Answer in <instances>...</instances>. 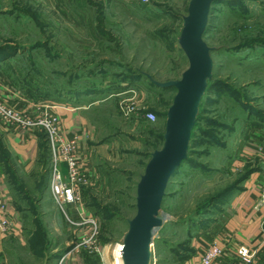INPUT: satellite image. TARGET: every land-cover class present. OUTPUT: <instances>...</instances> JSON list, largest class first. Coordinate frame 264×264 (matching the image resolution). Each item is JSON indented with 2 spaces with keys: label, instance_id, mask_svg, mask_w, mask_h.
<instances>
[{
  "label": "rangeland",
  "instance_id": "obj_1",
  "mask_svg": "<svg viewBox=\"0 0 264 264\" xmlns=\"http://www.w3.org/2000/svg\"><path fill=\"white\" fill-rule=\"evenodd\" d=\"M143 1L0 0V71L35 106L68 98L90 122L95 177L81 190V206L100 227L105 264H114V249L135 215L136 184L150 154L162 148L166 112L176 94L147 77L179 80L188 68L178 39L190 0ZM203 40L212 49V79L187 160L165 192L151 264L183 263L198 227L214 217L212 198L248 169L240 155L248 136L261 130L257 118L264 120V0L215 2ZM35 135L41 152L30 177L19 172L0 140L22 224V238L5 239L0 247V264H56L75 245L67 218L76 212L54 203L45 136ZM79 258L102 264L86 252Z\"/></svg>",
  "mask_w": 264,
  "mask_h": 264
},
{
  "label": "crops",
  "instance_id": "obj_2",
  "mask_svg": "<svg viewBox=\"0 0 264 264\" xmlns=\"http://www.w3.org/2000/svg\"><path fill=\"white\" fill-rule=\"evenodd\" d=\"M82 25L85 26L84 23ZM89 69H96V66ZM89 69L87 71H90ZM19 91L0 71V94L12 100L18 108L33 111L36 108L43 109L45 104L54 106L53 114L61 120L64 138L69 140L75 135L79 136V146L82 151L81 167L89 177H95L90 169L93 135L84 109L74 106L72 100L68 98L35 106ZM259 95L264 99V80L259 84ZM257 119L261 130L259 133L248 136L245 148L240 155L251 170L249 177L237 189L229 193L218 209H214V217L212 216L210 222L198 227L199 232L195 236L197 238L192 239L189 245V255L182 264H199L200 242L210 240H215L220 247L230 243L256 248L260 252L257 264H264V209L256 205L262 192V186H264V155L256 150L257 145L264 140V121H261L259 117ZM0 140L10 159L17 164L19 172L26 177L34 176L38 170L41 152L39 138L36 135L29 136L18 131L8 134L0 127ZM7 165L0 159V194L6 197L12 219L22 230L20 215L12 203ZM5 239L8 238L0 236V247ZM78 259L80 258L74 257L67 264H83ZM118 260L117 264H122L121 259Z\"/></svg>",
  "mask_w": 264,
  "mask_h": 264
},
{
  "label": "water",
  "instance_id": "obj_3",
  "mask_svg": "<svg viewBox=\"0 0 264 264\" xmlns=\"http://www.w3.org/2000/svg\"><path fill=\"white\" fill-rule=\"evenodd\" d=\"M217 1H189L178 39V45L188 61V68L181 78L159 83L147 77L153 86L172 88L176 94L166 112L162 148L150 154L136 184L135 215L127 221L128 228L120 243L122 264H151L153 233L163 226L159 213L165 192L171 178L187 160L201 100L212 79V49L203 37L211 7Z\"/></svg>",
  "mask_w": 264,
  "mask_h": 264
},
{
  "label": "built area",
  "instance_id": "obj_4",
  "mask_svg": "<svg viewBox=\"0 0 264 264\" xmlns=\"http://www.w3.org/2000/svg\"><path fill=\"white\" fill-rule=\"evenodd\" d=\"M143 1V0H141ZM146 3V0L143 1ZM54 106L45 104L43 109L27 111L18 108L15 103L0 94V127L8 134L24 132L35 136L42 132L45 136L49 156V190L54 203L65 212V208L74 209L76 218H67L74 226L75 245L62 255L56 264H67L83 252L99 257L104 263V248L99 245L100 227L96 220L88 216L81 206V190L90 185V177L81 167L82 151L79 136L66 140L62 132L61 120L53 114ZM146 118L153 122L155 116ZM256 150L264 155V140ZM257 207L264 209V186L257 201ZM22 230L16 226L8 210L6 197L0 194V236L20 238ZM203 241V240H202ZM199 264H257L260 252L256 248L227 243L220 247L215 240L200 242ZM119 245L114 249V264L120 258ZM119 252V253H118Z\"/></svg>",
  "mask_w": 264,
  "mask_h": 264
},
{
  "label": "trees",
  "instance_id": "obj_5",
  "mask_svg": "<svg viewBox=\"0 0 264 264\" xmlns=\"http://www.w3.org/2000/svg\"><path fill=\"white\" fill-rule=\"evenodd\" d=\"M261 119V118H260ZM261 121H264V120H261ZM2 142V141H1ZM45 149H46V155L48 154V150H47V144H46V141H45ZM0 159L3 161V162H5L4 161V159H2L1 157H0ZM46 160H47V158H46ZM186 161H184L183 163H185ZM182 163V164H183ZM181 164V165H182ZM181 167V166H180ZM177 173V172H176ZM175 173V174H176ZM250 173H251V170L249 169V167H248V169L246 170V172L244 173V175L239 179V181L237 182V183H235V184H233V185H231L230 187H228V188H226V189H224L222 192H220L217 196H215L214 198H212V204L210 205H208V207L210 206V207H212V208H214V209H218L219 208V206L222 204V202L225 200V198L229 195V193L230 192H232L233 190H235V189H237L238 187H239V185L243 182V181H245L248 177H249V175H250ZM204 225H206L205 223H203V224H201L200 226H204Z\"/></svg>",
  "mask_w": 264,
  "mask_h": 264
},
{
  "label": "bare ground",
  "instance_id": "obj_6",
  "mask_svg": "<svg viewBox=\"0 0 264 264\" xmlns=\"http://www.w3.org/2000/svg\"><path fill=\"white\" fill-rule=\"evenodd\" d=\"M253 111V110H252ZM193 165V164H192ZM121 245H119V250L118 251H121ZM119 253V252H118ZM119 255H120V258H118V259H121V252L119 253Z\"/></svg>",
  "mask_w": 264,
  "mask_h": 264
}]
</instances>
